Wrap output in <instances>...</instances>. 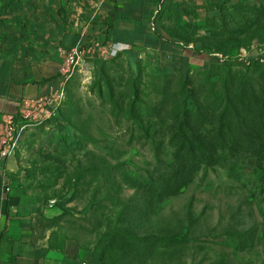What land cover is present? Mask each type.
Masks as SVG:
<instances>
[{
  "label": "rangeland",
  "instance_id": "obj_1",
  "mask_svg": "<svg viewBox=\"0 0 264 264\" xmlns=\"http://www.w3.org/2000/svg\"><path fill=\"white\" fill-rule=\"evenodd\" d=\"M78 1L0 0V81L36 56ZM155 17L142 38L152 51L86 59L52 115L23 131L1 184L7 203L30 208L24 252L17 263L0 228V264H39L42 251L54 264H264L259 129L237 130L236 147L217 152L219 165L174 192L181 164L165 125L152 121V143L141 136L144 121L131 119L133 102L155 104L154 77L264 62V0L179 1ZM164 236L185 244L160 248Z\"/></svg>",
  "mask_w": 264,
  "mask_h": 264
},
{
  "label": "trees",
  "instance_id": "obj_2",
  "mask_svg": "<svg viewBox=\"0 0 264 264\" xmlns=\"http://www.w3.org/2000/svg\"><path fill=\"white\" fill-rule=\"evenodd\" d=\"M152 86L157 96L155 104L139 102L137 110L133 102L131 119L137 123L140 120L141 124L144 121L141 136L152 143V121L165 125L162 133L181 164L170 187L174 192L191 183L203 167L219 165L217 152L236 147L237 130L258 128L264 135V62L232 64L229 70L214 65L207 73L195 75H183L177 69L174 74L154 77ZM137 112L145 116L136 117ZM167 194L161 192L157 197L163 199ZM187 217H191V204L187 206ZM183 244L185 241L164 236L158 246L175 248Z\"/></svg>",
  "mask_w": 264,
  "mask_h": 264
},
{
  "label": "crops",
  "instance_id": "obj_3",
  "mask_svg": "<svg viewBox=\"0 0 264 264\" xmlns=\"http://www.w3.org/2000/svg\"><path fill=\"white\" fill-rule=\"evenodd\" d=\"M159 1L81 0L70 4V7L67 6L68 19L66 18L65 22L64 19L54 20L52 29L49 30L51 34L47 35L49 41L44 43L36 56L28 59L27 64L14 75L13 79L0 81V121L8 115L19 117L22 114L21 106H25L29 101L46 100L52 109L61 102L66 89V84L61 83L59 79L63 52L74 47L83 36L117 42L123 48L134 49L140 54L146 50L152 51V47L146 44L142 46V38L149 34L148 26L151 19L156 18L155 15L165 4L186 2L163 0L160 4ZM158 6H161V9L156 12ZM110 20L112 28L107 26ZM13 169L12 158L0 164V228L14 241L13 254L17 263H20L24 252L20 234L28 226L25 214L30 208H22L11 201L8 203L5 201L6 193L1 184L2 175ZM1 193H4L3 196ZM50 254L48 251H42L38 255V260L41 261L39 264H54L56 256Z\"/></svg>",
  "mask_w": 264,
  "mask_h": 264
},
{
  "label": "built area",
  "instance_id": "obj_4",
  "mask_svg": "<svg viewBox=\"0 0 264 264\" xmlns=\"http://www.w3.org/2000/svg\"><path fill=\"white\" fill-rule=\"evenodd\" d=\"M163 0L159 3L162 4ZM158 12L161 6L157 8ZM124 48L117 42L95 39L83 36L72 48L63 52L59 70L61 83L67 82L82 71L86 59L116 58ZM22 114L19 117L8 115L0 121V164L11 158L19 147L23 131L30 123L42 122L49 118L54 108L46 100L29 101L22 105Z\"/></svg>",
  "mask_w": 264,
  "mask_h": 264
}]
</instances>
